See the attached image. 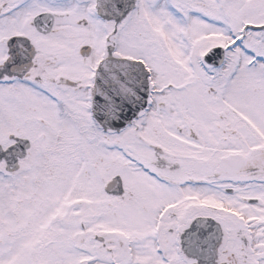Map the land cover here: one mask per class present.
<instances>
[{"label":"snow or ice","instance_id":"6c2138e0","mask_svg":"<svg viewBox=\"0 0 264 264\" xmlns=\"http://www.w3.org/2000/svg\"><path fill=\"white\" fill-rule=\"evenodd\" d=\"M0 264H264V0H0Z\"/></svg>","mask_w":264,"mask_h":264}]
</instances>
